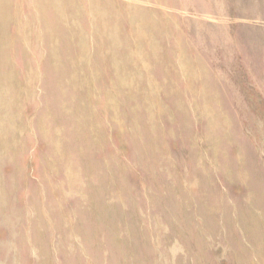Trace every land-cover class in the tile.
Instances as JSON below:
<instances>
[{
  "label": "rangeland",
  "instance_id": "obj_1",
  "mask_svg": "<svg viewBox=\"0 0 264 264\" xmlns=\"http://www.w3.org/2000/svg\"><path fill=\"white\" fill-rule=\"evenodd\" d=\"M106 1L162 21V38L137 21L145 45L131 34L132 48L78 68L71 87L92 119L60 126L75 133L59 156L24 133L14 172L0 168L20 212L0 205V264H260L247 212L264 211V0ZM89 37L93 62L103 38ZM40 80L27 121L44 107ZM66 153L69 169L54 166ZM76 174L85 197L68 185Z\"/></svg>",
  "mask_w": 264,
  "mask_h": 264
},
{
  "label": "bare ground",
  "instance_id": "obj_2",
  "mask_svg": "<svg viewBox=\"0 0 264 264\" xmlns=\"http://www.w3.org/2000/svg\"><path fill=\"white\" fill-rule=\"evenodd\" d=\"M116 5L118 4L112 2L110 4L106 0H0V168L6 162L13 168V164L22 149V136L28 130L34 131V134L43 140L52 139L50 149L54 155L59 156L63 148L59 146L57 139L75 133L72 131L64 132L60 126L81 125L92 119L91 107L78 103L76 101L77 97L75 99V86L71 87V80L75 84L76 78L80 77L78 75L79 69H85L88 64L91 65L90 67H92V64L98 66V60L102 63L103 60L106 61L107 59L106 63L109 62L106 52L113 49L116 43L123 44L125 48L127 46L132 48L134 44H131L132 38L127 39L131 34L132 37L137 36L138 44L146 43V40L143 39V33H141L145 29L157 34L158 37L162 35L159 32L165 27L162 21H151L144 14L138 13L125 15L124 10L122 12V9L115 8ZM141 10L144 11V9ZM137 21L139 25L141 24L140 29L143 30L133 32L130 26ZM127 26H129L128 30H124ZM86 36H92L96 39L103 38V45L101 44L102 47L98 48L97 55L95 54L99 57L96 61L91 62V59L88 58V49L84 44ZM72 38L75 40L78 38L79 40L73 43L70 41ZM134 49L137 50V48ZM127 55H129V51ZM127 55L125 57H128ZM146 55H151L152 58L151 53ZM42 58L44 59L42 60ZM143 58L145 60V57ZM94 69H97V67H94ZM64 77L69 80L63 85L61 80ZM40 78V86H46L45 89L43 87L46 95L42 97L44 107L33 122L27 121L23 116V111L27 102L32 105ZM132 86L134 87V85ZM79 91H81L79 92L81 94L86 93V89H80ZM136 91L138 93V90ZM141 97L142 100L138 102H141L145 106L144 108L153 106H147V97L144 94ZM204 110L207 114L206 108ZM149 115L152 116V108L148 110V117ZM66 155L67 153L62 155L63 159L60 158L59 161H54V166L68 170L69 164ZM69 176H71L70 173ZM8 183L14 185L13 177L7 180L0 175V205L3 206L2 215L6 219L17 217L20 213L18 210H16L18 213L12 210L8 205L9 199L6 193ZM49 185L48 188L50 189ZM68 185L75 189L79 195L85 197L81 190V188H84L81 185L84 184L78 182L77 174L75 179ZM247 215H249L247 233L251 256H259L260 264H264V211L261 209V212L256 215L253 210H250Z\"/></svg>",
  "mask_w": 264,
  "mask_h": 264
}]
</instances>
